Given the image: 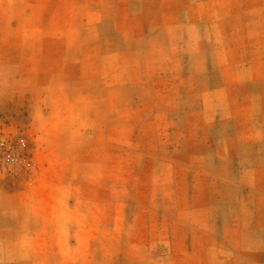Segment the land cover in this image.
<instances>
[{
    "label": "rangeland",
    "instance_id": "374dc122",
    "mask_svg": "<svg viewBox=\"0 0 264 264\" xmlns=\"http://www.w3.org/2000/svg\"><path fill=\"white\" fill-rule=\"evenodd\" d=\"M0 264H264V0H0Z\"/></svg>",
    "mask_w": 264,
    "mask_h": 264
}]
</instances>
